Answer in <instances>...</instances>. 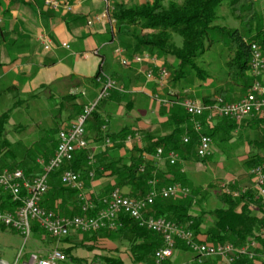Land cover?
I'll return each mask as SVG.
<instances>
[{"label":"trees","instance_id":"trees-1","mask_svg":"<svg viewBox=\"0 0 264 264\" xmlns=\"http://www.w3.org/2000/svg\"><path fill=\"white\" fill-rule=\"evenodd\" d=\"M34 1L37 6L41 2L42 9H45V11L53 14H65L64 21L69 17H76L71 13H64L61 10L54 11L45 7L43 0ZM58 1L70 2V0ZM256 2L257 0H179L164 5L162 0H153L136 7H127L118 3L115 4L111 17L115 21L114 25L117 24L118 26L114 32L117 36L123 35L128 27L151 32L145 39H140L136 35H129V37H132H130L132 41L128 43L127 47L122 45L130 49L127 58L131 59L134 55L145 53V51L155 52L165 64L170 62L176 65L175 68L173 67L172 76H168L173 84H180L188 77L198 80L200 85L204 84L208 79V75L200 67L199 60L208 52L213 51V48L218 47V58L223 60V82L226 83L229 80L231 87L237 86L239 92L244 95L251 82L250 46L256 44L264 58V19L256 11ZM22 4H24V1H22ZM25 4L28 5L29 3ZM223 5H226L229 17L237 26L229 28L219 23L220 18L217 12ZM75 19L82 20L83 17ZM176 37L181 39L179 46L174 41ZM152 71L157 72V69H152ZM102 76L112 79L111 75L105 73L104 65L100 64L96 73L88 78L87 82L91 85L94 84L95 88L100 86L101 89V84L97 82V79ZM212 89H214L213 96L206 98L205 104H212L216 99H223L228 95L227 90L220 86ZM3 93H6V91L0 92V96ZM126 93L128 94V92L119 89L112 90L107 98L97 101L85 123L86 139L90 144L97 146L95 149L97 153L93 154V162H88L91 153L86 149L77 152L71 163L64 164L60 169L51 172L48 175V191L41 204L47 203V201L52 203L54 199L61 198L64 200V198L71 199L73 197L76 206L73 216L82 215L81 203L77 200L76 192L63 186L60 182V176L65 170H71L80 175L84 190L90 195L96 207V210L90 211L88 216H94L96 211L103 207L102 199L107 197L110 192H104V194L103 192L92 193L90 189L93 181L113 180L115 183L110 188L111 191L118 189L122 195L129 199H143L152 191V186L149 184L151 181H155L154 187L157 192L166 185L179 184L185 188L188 181L185 177L186 173L183 170V165L204 163L206 161L207 157L200 158L197 156L199 134L195 133L192 124L191 128L189 126L185 127L190 122V118L180 107L169 109L171 111L168 112L169 115L162 124H167L166 129L169 127L170 130L167 134L155 137L149 131H144L141 137L142 147L133 145L130 150L126 151L127 155L125 157L120 156L119 150L125 148L128 138H136L138 130H134L131 126H125L117 132H112L110 130L112 113H109L107 107L113 103H120L125 98ZM34 96L35 94L30 95L31 98ZM83 97V91H73L60 98L61 101L66 102L65 105L68 102L70 109L74 110V114H76V116L73 115L72 123L77 116L84 112V108L90 105H86ZM19 103L21 102L14 103L13 101L9 110L0 115V174L4 171L20 170L27 178H33L42 174V166L38 161L42 160L47 164L53 157L58 143L57 134L60 130L57 128L48 130L45 141L39 143L41 154L35 162L33 160L32 163L28 162L26 156L20 162H13V156L9 150L10 143L4 137V131L10 114L19 109ZM59 104H62V102ZM59 108L61 107L59 106ZM132 108L131 103H127V114ZM219 119L220 122L213 126L212 121H207L205 117H201L202 131L200 134L210 139L218 132H222L227 136L241 123L243 128L251 129L255 134L254 139L246 143L249 152L243 161L244 172H249L253 167L264 161V119L262 117L255 115L241 122ZM104 126L106 129L102 130ZM52 132L56 136L55 140L51 137L50 133ZM184 137H187V143L183 142ZM106 140L109 141L110 145L102 149L101 146H104ZM158 149L163 152L161 159L167 160L166 167H168V171L159 172L157 167L159 161H156V159L149 160L145 157L148 155L154 156ZM168 153H174L178 156L173 165L169 164ZM5 155H9L7 157H10L11 163L8 162ZM141 168L143 169L142 172H140ZM90 172H93V178L89 177ZM234 184L228 185L230 193L245 188L239 187V185L234 186ZM246 188L247 191L237 197H233L224 191L221 192L219 196L220 207L209 212L213 222L204 233H200L203 215L191 214L192 197L172 202L170 201L175 198H157L154 204L147 208L145 216L164 218L171 221L189 230L197 239H199V235H203L205 237L203 242L205 241L208 244H231L235 247H241L255 241L259 245L256 259L252 261L247 258H240L234 264H254L257 261L264 264V260L261 258V255L264 254V198H257L252 183ZM50 206L49 208L42 207L56 213L54 205ZM14 207L15 205L9 197L3 195L0 211H12ZM254 213H258V215ZM119 221L121 227L90 233L91 236L88 240H94L97 236L107 238L117 236L118 239H125V242H128V252L133 264H151L150 259L154 264L155 251L163 247L161 237L144 228H139L126 215L121 216ZM2 230L4 229L2 228ZM32 235L41 243L47 237L35 225L32 226ZM77 236L73 234L62 239V247H59L60 252L70 262H76V257L73 255L75 250L92 247L91 244L84 246L83 240L77 241ZM49 239L50 242H54L53 239ZM177 248L189 252L181 241H177ZM98 260L102 264H122L120 260L110 257H102ZM195 260L197 262L196 256ZM206 261H210V259L207 258L202 260L201 263H197L205 264ZM165 264H170V260Z\"/></svg>","mask_w":264,"mask_h":264},{"label":"built area","instance_id":"built-area-1","mask_svg":"<svg viewBox=\"0 0 264 264\" xmlns=\"http://www.w3.org/2000/svg\"><path fill=\"white\" fill-rule=\"evenodd\" d=\"M88 0H70V2L58 0H43L45 7L54 11L61 10L64 13H70L75 6L82 4ZM107 12L101 16L93 17L86 23L91 27L94 22L106 18ZM109 24L114 25L115 21L109 19ZM43 49H50V40L46 37L41 38ZM61 47L69 49L66 43H61ZM114 57L120 66L128 67L129 64L137 66H145L146 80L153 78L152 69H157L161 83L167 80L168 74L157 58L141 53L134 55L131 59L127 58L122 49L113 50ZM250 75L251 82L247 92L237 102L227 103L222 99H216L212 104H202L193 101H184L182 107L189 116L190 122L195 133L199 134V143L197 146V156L205 158L210 155L211 139L201 135L202 126L199 122L200 117H205L207 121L215 118H223L241 122L252 116H260L264 119V58L256 44L250 46ZM97 82L101 84L97 99L94 103L86 106L84 112L77 116L73 123L67 129L60 130L57 134V146L53 157L45 164L42 160L38 163L42 166V174L33 178H27L22 171L14 170L11 172L4 171L0 174V204L3 195H7L10 201L15 205L12 211H0V227L6 231L17 234L23 241L22 247L16 256L13 264H56L66 260L65 256L60 252L59 247L55 246L47 256H40L38 252L29 254L27 260L23 263L20 261L22 250L32 235V226H37L44 235L59 244L62 239L73 234H89L103 229H114L121 227L119 218L123 215L132 219L139 228H144L156 235H159L163 242V247L154 253V261L156 264H165L170 260L175 249L176 241L184 243L189 252L196 256L197 262L207 258L219 257L224 264H234L240 258L255 260L259 245L255 241H251L244 246L235 247L231 244L213 245L195 239L193 234L164 218H154L145 216L147 208L154 204L157 198L171 199L178 196L185 198L188 190L179 184H173L163 187L158 192L155 189V181L149 184L152 191L143 199H129L120 193L118 189H114L107 197L101 201L103 207L97 210L94 216H88L90 211H95L96 207L90 195L84 190L83 182L78 173L71 170H65L60 176V182L63 186L68 187L76 192L77 200L81 203V216L64 217L56 214L50 209L42 207V199L48 191V175L60 169L64 164L71 163L74 155L88 149V140L86 139L85 123L90 115L93 107L100 99L109 96L112 90L119 89L116 83L105 76L99 77ZM106 127H102L105 130ZM137 138V136H136ZM130 138L127 139L129 141ZM184 143L188 142L187 137L183 139ZM109 145V141H105ZM162 150L158 149L153 159L160 161ZM167 159L169 164L173 165L178 156L174 153H168ZM88 162H93V154L88 157ZM143 169H140L142 172ZM250 180L256 191L257 198H264V161L253 167L249 171ZM89 177L93 178V172L89 173ZM228 183V182H227ZM230 183L221 184L225 193L237 197L247 191V188H241L240 191L230 193L228 185ZM264 260V254L261 255ZM20 261V262H19ZM0 264H6L0 261Z\"/></svg>","mask_w":264,"mask_h":264},{"label":"rangeland","instance_id":"rangeland-1","mask_svg":"<svg viewBox=\"0 0 264 264\" xmlns=\"http://www.w3.org/2000/svg\"><path fill=\"white\" fill-rule=\"evenodd\" d=\"M22 1L24 0H0V11L4 12V10L8 6H12L13 3L15 5H21ZM35 3L34 0H30ZM153 0H88V8L89 10L93 11H102L107 12V17L105 19L109 20L112 19L111 14L114 10L115 4H123L127 7H136L138 5L144 4L146 2H151ZM179 0H162L163 4L166 5L169 2H175ZM29 3V2H28ZM38 8L42 9L41 2L39 3ZM103 8V9H102ZM6 11V10H5ZM256 11L258 15L264 19V0H257L256 2ZM48 15L51 14V12H48ZM218 16H219V23L221 25H225L229 28H233L237 25L231 20L229 17V12L227 10L226 5H223L218 9ZM66 17V15L64 16ZM87 23V22H86ZM87 26V25H86ZM110 26V25H109ZM88 27V26H87ZM112 30H117V24L112 25ZM239 27V26H238ZM109 29V28H107ZM126 32L123 33V35H116L114 34V37L118 39V44L115 45L114 49H121L120 46L125 50L126 53L130 51L129 48H125L128 46V43H130L132 40L129 37V35H136L140 39H145L146 36L151 34V32L147 30L140 31L138 28L134 27H128L126 28ZM94 30H96L94 28ZM108 32V30H107ZM109 34V33H108ZM128 35V36H127ZM108 39L109 36H106ZM176 44L179 46L181 44V39L176 37L175 40ZM124 45L125 47H123ZM117 46V47H116ZM112 46H107L105 50L103 51L105 53L106 58H111L112 56ZM113 49V50H114ZM123 50V51H124ZM218 50L219 48H213V51L208 52L205 54L200 60L199 65L200 67L206 72L208 75V79L204 82V84L199 83L198 80L194 79L193 77H188L185 81H183L180 84H173L170 80V78L167 79V81H164V83H161L160 76L157 72L153 71V78L152 81L148 83V92L152 97H154V105L153 107L149 105L150 100L146 97L144 99L141 96H144V94H140V98L137 100V106L140 108L137 111L136 114H127V110L125 106L127 103H131V105L135 104V101L130 99V96H127V93L125 94V98L122 99L120 103H123L120 117L118 118L114 117L116 115V111L118 109L114 107L113 105L110 107H107V110L109 113H112L113 120L117 119V125L112 123L110 130L112 132H117L121 128L125 126H131L134 130H136V123L137 122H144L149 128L147 131H156V126L161 125V130L158 132H153L151 135L153 136H161L165 132H168L169 130L166 129L167 124L165 123L162 125L164 120L160 119H167L169 109L174 108H183L182 103L183 100L186 99V101L190 100L193 102H198L206 105L204 101L205 98L212 97L214 93L213 87H222L224 90H227V96L223 98L222 100H226L224 102L227 103H233L237 102L243 94L239 92V89L237 86L231 87L230 81L228 80L226 83H224V77H223V60L218 58ZM37 51L43 52L39 46H37ZM94 52V51H92ZM98 52V51H97ZM48 53V52H47ZM145 53L155 56V58H158V61L162 64L161 67L164 68L168 74V76H172V72L174 68L176 67L175 64L167 63L161 61V58L157 56L155 52H149L145 51ZM114 56V55H113ZM174 67V68H173ZM109 74V72H105ZM135 77L139 76V80L143 84L144 77L143 74H136L135 71ZM110 75V74H109ZM192 75V74H191ZM127 74L119 75L120 82H118L119 86L122 88L123 91H125V86L123 83L124 77H126ZM113 78V77H112ZM85 84H88L87 81H85ZM154 85L153 88L151 85ZM91 86V84H88ZM123 87H122V86ZM157 89V90H155ZM129 91L128 89H126ZM173 91H177L178 95L180 96L178 100L175 99V95L173 94ZM84 97H87L85 91ZM13 95V97H11ZM64 97V96H63ZM1 98V97H0ZM61 98V97H60ZM60 98H53L50 97L49 92H45L42 96V99L37 101H23L26 100L25 98L21 97L20 94L16 95V93H9L8 97H3V101L5 100L6 103H3L2 100L0 101V115L4 113L5 111L9 110L11 107V103L14 101V103H19L18 107L19 109L16 112H12L9 116V121L6 124V128L4 131V137H6L9 141V150L11 151V154L13 156V162H20L21 160L25 159V156L28 157V162L32 163V160L35 162V160L40 158V142H44L46 134L50 128H57L59 130L65 129L67 124L73 120L74 116V110L70 109L69 103L65 105L64 101H61ZM219 98V97H218ZM23 99V100H21ZM134 99V98H133ZM162 100V103L160 104L159 108H156V101ZM164 100V103H163ZM62 104H59L61 103ZM84 101V100H83ZM175 101V102H173ZM182 101V103H180ZM85 102V101H84ZM119 104V103H118ZM59 106L63 109L60 110ZM135 107V106H134ZM133 107V108H134ZM152 107V108H151ZM174 107V108H173ZM29 110V111H28ZM132 110V109H131ZM130 112V111H129ZM74 115V116H73ZM119 115V114H117ZM116 115V116H117ZM159 120V121H158ZM220 119L215 118L212 120L213 123H219ZM153 128V129H152ZM138 130V129H137ZM58 131V130H57ZM143 132V131H142ZM142 132L138 131L139 137H142ZM51 137L55 140L56 136L54 132L50 133ZM136 134V136H137ZM254 133L251 129L243 128L241 123L237 125V128L233 131H231L227 136L223 134L222 132L216 133L213 138L211 139V147H210V155L207 157L206 161L204 163H193L186 166L185 169V177L187 179V184H185V189L188 190V194L185 198L182 196H178L172 201H178V200H184L187 197L193 198V203L190 206L191 214L194 215H203L202 224L200 227V233H204L210 224H212L213 220L211 218V215L209 212L212 210L220 207V200L219 196L221 192H223L226 189L222 188L221 184H228L230 181H233L235 184L234 186L238 185L242 181V177L239 176V171L244 172V166L243 161L248 155L249 147L246 145L247 142H249L251 139H254ZM131 139V138H130ZM110 145V144H109ZM104 144V146L100 145L103 149L105 146H109ZM93 144H88V151H90L91 154H96L97 150L93 149ZM123 151V155L126 156V150L123 148L119 150L121 153ZM119 153V154H120ZM9 155H5V157L8 159V162L11 163L12 160H10V157H7ZM164 160L161 159L160 162L162 163ZM166 164L167 163H163ZM19 169V168H18ZM37 171V169L35 168ZM164 171H168V167L164 168ZM94 182V181H93ZM101 181H95L94 183H100ZM115 183L113 180H109V182L102 183L100 189H97L94 193L98 192H111L110 188L112 185L110 183ZM228 182V183H227ZM109 183V184H108ZM93 186V185H92ZM168 186V185H166ZM67 195V194H66ZM73 197H71L72 199ZM188 199V198H187ZM73 200V199H72ZM64 201V200H63ZM62 201V202H63ZM57 202V199H54L52 203ZM57 207L59 205L57 204ZM63 209L59 208V211H62ZM76 206L75 203H71L69 207L66 208L65 211H62V215L64 217H72L75 214ZM57 214V213H56ZM171 222V221H169ZM173 223V222H172ZM184 228V227H183ZM186 229V228H185ZM0 232V261L6 262L8 264H13L16 256L18 255L23 241L17 234H12L5 231ZM90 234V233H89ZM89 234H76L77 241L83 240L85 244L84 246L88 245L87 241L90 236ZM44 238V237H43ZM102 238L101 236H97L94 241L92 242V247L90 248H79L75 250L73 253L74 257L78 256L76 258V262H70L67 257L66 260L61 262H56V264H102L98 259H102V257H113L118 260L120 258L118 256H114L112 253H109L111 250L109 248H113L114 253H119L124 250V252L127 253L129 249L128 242H118L115 245H111L112 242H100L98 239ZM112 239V236L110 237ZM199 239L195 238L198 241L205 240V237L203 235L198 236ZM113 239H118L117 236H113ZM54 241V240H53ZM179 241V240H177ZM176 241V243H177ZM205 242V241H204ZM54 243V244H53ZM90 243V242H89ZM104 243V244H103ZM213 244V243H212ZM61 245V242L56 245L55 242H50V239L48 237H45L43 242H39L37 238L34 237V235H31L30 239L25 244L24 249L22 250V257L20 261L27 260V254L29 256V253L31 252H38L40 256H47L51 252L52 248ZM61 247V246H60ZM109 250V251H108ZM118 257V258H117ZM215 259H211L210 261H206L205 264H224L223 260L219 257H214ZM154 260V259H153ZM19 261V262H20ZM121 261V260H120ZM122 262V261H121ZM152 264V259L149 260ZM123 264V263H122ZM154 264L155 261H154ZM170 264H198L195 260V255H193L190 252L184 251L181 248L175 249L172 253V256L170 258Z\"/></svg>","mask_w":264,"mask_h":264},{"label":"crops","instance_id":"crops-1","mask_svg":"<svg viewBox=\"0 0 264 264\" xmlns=\"http://www.w3.org/2000/svg\"><path fill=\"white\" fill-rule=\"evenodd\" d=\"M28 2V5L25 4ZM87 2L84 1L82 4L75 6L73 11L70 13L76 17H69L66 21L63 20L65 14L51 13L48 15L45 9L40 10L37 4L30 0H24V4L18 6L12 4V6H8L5 9L8 11H0V92L6 91V93H3L0 96V99L3 103H6L5 100L3 101V97L9 98V93L11 92L16 93V95L20 94L21 97L28 99V101L34 102L42 99V96L45 92H49L50 97L52 96L53 98H60L70 94L73 91H85L87 95V97L84 98L86 105L94 103L97 98L98 91L100 90V86L95 88L94 84L90 86L88 85L89 83L85 84V81H87L88 78L92 77L96 73L100 64H103L105 72H109V74L113 77L112 79L115 81L119 90H122V88L119 86L120 84L118 83L121 80L119 75H121V73H123V75H125V73L127 74V76L124 77L122 84H124L125 88L129 90L127 91L125 89V92H128V96L131 95L130 99L135 101V104H132V106L135 107L130 110V114L133 113L137 115V111L140 108L136 103L138 98H140V94H144V96H141L144 99H146V97L152 99L150 100L149 105L153 107V99L156 97V95L152 97L148 92L147 85L152 81V79L149 81L146 80V67H139L134 64H131L129 67H122L119 65L117 58L114 57L113 54L111 58H106L103 51L107 46H112L114 49L115 45L118 44V39L114 37L115 31L112 30V25L109 24V21H105L106 18L94 22L91 27L86 26V22L89 19L101 16L103 13V10H89ZM77 17H83V19L77 20L75 19ZM94 28L96 30H94ZM109 35L110 38L108 39L106 36ZM43 36L50 40L51 46L48 51L43 49V43L41 40ZM61 43H66L69 46V49L62 48ZM37 46H39V48H41L44 53L37 51ZM120 48L124 50L122 47ZM124 54L127 57L125 50ZM135 71L137 72L136 74H143V84H141L142 82L138 79L140 75L135 77ZM153 86L154 85L152 84L151 87L153 88ZM173 92L174 93H170V95H175L176 97L174 100L176 101L180 96L178 95L177 91ZM32 94H35L33 98L30 97ZM11 97H13V95H11ZM183 101H186V99ZM159 103H162V100L156 101V108L160 107ZM180 103H182V101ZM122 104L123 103H113L109 105L110 107L113 105L118 109V111H116V115H119H115L114 117H120L123 106ZM16 111L17 110L14 112ZM161 120L166 121L165 118L160 119V122ZM72 121L73 120L67 124L65 129L70 126ZM116 121L117 119L113 120L112 117L110 118V124L114 123L117 125L118 123ZM200 121L201 117L199 118V122ZM215 124L216 123H213L212 125L214 126ZM136 126V130L138 129V131L141 132L149 130V127L144 122H137ZM188 126L191 128V122L187 123L185 127L187 128ZM156 127V131L151 130L149 132L153 133L161 130V125H157ZM167 129L170 130L169 127ZM168 132H165L161 136H164ZM125 144L126 145L124 149L128 151L133 145L142 147L143 141L141 136L139 137L137 134V138L130 139L129 141H126ZM96 147L97 146L93 144L92 148L96 149ZM121 155H123V151L120 153V156ZM145 157L149 160L153 159V156L148 155ZM163 160L164 161L162 163L160 161L157 163L159 172L164 171V168L166 167V164L163 163H166L167 160ZM186 166L188 167V164L183 165L184 171ZM238 174L240 177H242L241 183L238 184L239 187L250 186L251 180L249 172L239 171ZM106 182H109V179H102L101 182L97 184L92 182L90 191L94 193L97 189H100L101 185ZM110 185H113V183L111 182ZM62 201L63 200L59 198L54 204L50 201H47V203H43L42 206L49 208L51 207L50 205H54L56 213L58 215H62V211H65L72 202L74 203V200L64 198L63 203H61ZM57 204L61 205L59 207L63 209L62 211H59ZM254 214L258 215V213ZM5 231L6 230H2L0 227V232L6 233ZM88 236H91V234ZM93 241L94 240H88L87 244L92 245ZM98 241L101 243L105 241L112 242V246L118 242H124L120 239H113V237L112 239L102 237L98 239ZM113 242H115V244ZM58 246L62 247V245ZM113 248H109L111 250L109 253H112L114 256H118L123 264H133L128 251L127 253L124 252V250L119 253H114L112 252ZM26 256L28 257V254ZM77 257L78 256H76V258ZM209 259L214 260L215 258L213 257ZM24 261L25 260L23 259L21 262L23 263ZM260 263V261H257L254 264Z\"/></svg>","mask_w":264,"mask_h":264}]
</instances>
